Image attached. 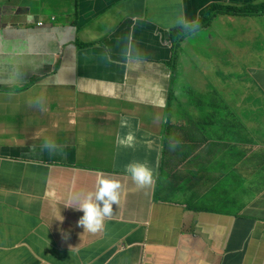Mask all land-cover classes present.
I'll return each instance as SVG.
<instances>
[{"label":"crops","instance_id":"0c3cea01","mask_svg":"<svg viewBox=\"0 0 264 264\" xmlns=\"http://www.w3.org/2000/svg\"><path fill=\"white\" fill-rule=\"evenodd\" d=\"M248 3L0 0V264H264V15L172 39ZM101 172L119 203L85 232L66 206Z\"/></svg>","mask_w":264,"mask_h":264},{"label":"clouds","instance_id":"9594fccd","mask_svg":"<svg viewBox=\"0 0 264 264\" xmlns=\"http://www.w3.org/2000/svg\"><path fill=\"white\" fill-rule=\"evenodd\" d=\"M246 5L247 6L245 8L247 7L256 8L255 6H259L262 4L255 5L252 3H248ZM226 6L241 7L245 5L238 6L233 4H226ZM255 15H264V12H258L256 9L254 12L242 14V16H255ZM180 24L182 27L179 31H182L183 29L195 30L199 26V21L198 20L187 21L181 18ZM199 30H196L188 34L187 36H185V38H182L181 40L190 37L192 34H194ZM175 39L178 40L179 42L181 41L180 37L177 39V36H175ZM120 126L122 128L130 127L126 119L121 120ZM133 141H134V133H132L131 131H129L126 134V136H124L123 138H121L120 136L117 137V144L120 146L131 147L133 146ZM45 147L52 149L54 148V145L45 144ZM125 172L130 175L132 181L136 184L138 188H144L153 183V172L145 163H141V162L129 163L125 165ZM97 176L98 179L96 182V189L94 192H88L86 195L75 197L77 203L76 207H73L71 202H69V204L66 206L68 208H73L74 210L83 213V216L78 221V225L83 227L85 232H90V233H97L104 229L105 218L110 217L112 215L113 205L114 204L117 205L119 203V198H120L121 184L118 181L105 178L104 173L102 172L98 173Z\"/></svg>","mask_w":264,"mask_h":264},{"label":"trees","instance_id":"16d2710c","mask_svg":"<svg viewBox=\"0 0 264 264\" xmlns=\"http://www.w3.org/2000/svg\"><path fill=\"white\" fill-rule=\"evenodd\" d=\"M246 6L247 5L241 7L218 5V4L211 5L205 11H203L201 20L199 21L198 28H196L195 30L183 29L182 31L175 32L173 33V40H175V36H177V39L180 37L181 40L182 38H185V36L196 30L208 28L212 20L219 14L242 16L243 13L254 12L256 9L258 12H264V4L255 6L256 8H252V7L245 8ZM248 68H249L248 66L245 67V71H248Z\"/></svg>","mask_w":264,"mask_h":264},{"label":"rangeland","instance_id":"374dc122","mask_svg":"<svg viewBox=\"0 0 264 264\" xmlns=\"http://www.w3.org/2000/svg\"><path fill=\"white\" fill-rule=\"evenodd\" d=\"M217 54V53H216ZM205 55V54H204ZM203 55V56H204ZM182 93H184V91L182 90ZM170 104H172V106L174 105V111L176 110V109H178L177 110V116H179L178 118H176V119H173V120H181L180 118L182 117V118H187L188 116H189V114L191 113V108H188V110H184V108L182 107V102H185V103H188L190 106H191V103L188 101V99H186V98H179V97H177L176 96V92L175 91H173V93H172V95H171V98H170ZM194 117H198L199 115H200V113L198 112V111H195V113H194ZM212 119H215V114L213 115V117H212ZM116 151H114V152H112V153H115ZM191 153L193 154L194 153V151H191ZM133 159L134 160H136L137 159V156L136 155H134V157H133ZM200 165H203L202 164V162H201V164ZM205 172H206V170H205ZM207 173V172H206Z\"/></svg>","mask_w":264,"mask_h":264},{"label":"bare ground","instance_id":"6f19581e","mask_svg":"<svg viewBox=\"0 0 264 264\" xmlns=\"http://www.w3.org/2000/svg\"><path fill=\"white\" fill-rule=\"evenodd\" d=\"M65 125V124H64Z\"/></svg>","mask_w":264,"mask_h":264}]
</instances>
